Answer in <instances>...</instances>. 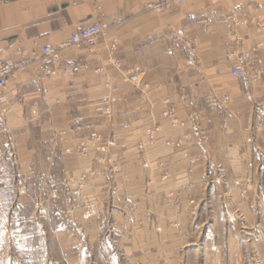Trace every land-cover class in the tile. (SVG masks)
I'll list each match as a JSON object with an SVG mask.
<instances>
[{
    "label": "crops",
    "instance_id": "1",
    "mask_svg": "<svg viewBox=\"0 0 264 264\" xmlns=\"http://www.w3.org/2000/svg\"><path fill=\"white\" fill-rule=\"evenodd\" d=\"M153 1L0 0L4 59L107 25L91 52L63 49L8 81L0 156L32 176L39 128L38 146L80 210L104 215L115 205L149 233L177 230L214 185L223 190L225 169L231 181L235 169L264 160V0H183L162 14L149 9Z\"/></svg>",
    "mask_w": 264,
    "mask_h": 264
},
{
    "label": "rangeland",
    "instance_id": "2",
    "mask_svg": "<svg viewBox=\"0 0 264 264\" xmlns=\"http://www.w3.org/2000/svg\"><path fill=\"white\" fill-rule=\"evenodd\" d=\"M156 3L149 4L155 13L169 10H154ZM33 130L32 176L9 169L0 156V264H264V160L235 169L231 181L233 169H225L223 190L214 185L212 191L228 197L213 192L192 204L196 212L177 230L158 226L149 233L115 205L104 215L86 204L80 210L56 165L48 166L39 128ZM93 174L81 175L78 185ZM89 215L96 217L93 226ZM155 239L163 245H150Z\"/></svg>",
    "mask_w": 264,
    "mask_h": 264
},
{
    "label": "built area",
    "instance_id": "3",
    "mask_svg": "<svg viewBox=\"0 0 264 264\" xmlns=\"http://www.w3.org/2000/svg\"><path fill=\"white\" fill-rule=\"evenodd\" d=\"M157 3L153 6V9L157 11L168 10L174 6L179 5L183 0H157ZM257 27L261 28L257 23ZM107 26L100 23H93L82 29H79L71 34V36L62 44L55 48L43 47L41 49V54L34 55L33 57L23 58L21 60L13 61L11 59H4L0 57V94L5 89L8 81L18 72L24 70L32 61H40L46 64V59L57 60L59 58V53L66 48L81 49L85 48L88 52H91L96 44V40L102 35L106 30ZM251 53H244L242 55L244 61H248ZM48 73L53 74V71ZM230 73L233 77L241 76L240 66H234L230 69ZM1 101V99H0ZM170 117L173 115L170 113ZM150 143L152 140H149ZM104 151V148L101 147ZM85 177H82V181Z\"/></svg>",
    "mask_w": 264,
    "mask_h": 264
}]
</instances>
